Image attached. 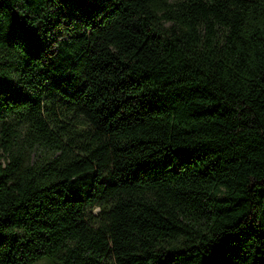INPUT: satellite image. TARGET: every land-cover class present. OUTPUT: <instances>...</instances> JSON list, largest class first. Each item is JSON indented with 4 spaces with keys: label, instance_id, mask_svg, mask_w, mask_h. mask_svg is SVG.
Segmentation results:
<instances>
[{
    "label": "trees",
    "instance_id": "16d2710c",
    "mask_svg": "<svg viewBox=\"0 0 264 264\" xmlns=\"http://www.w3.org/2000/svg\"><path fill=\"white\" fill-rule=\"evenodd\" d=\"M0 151V264H264V0H0Z\"/></svg>",
    "mask_w": 264,
    "mask_h": 264
},
{
    "label": "rangeland",
    "instance_id": "374dc122",
    "mask_svg": "<svg viewBox=\"0 0 264 264\" xmlns=\"http://www.w3.org/2000/svg\"><path fill=\"white\" fill-rule=\"evenodd\" d=\"M1 157L3 156H0V160L2 159ZM97 209V206H94L91 211L95 214L97 212ZM33 264H58V261L51 257H42L37 259Z\"/></svg>",
    "mask_w": 264,
    "mask_h": 264
}]
</instances>
